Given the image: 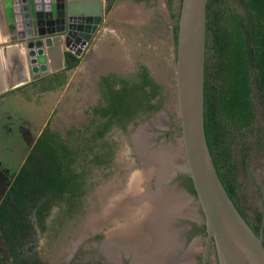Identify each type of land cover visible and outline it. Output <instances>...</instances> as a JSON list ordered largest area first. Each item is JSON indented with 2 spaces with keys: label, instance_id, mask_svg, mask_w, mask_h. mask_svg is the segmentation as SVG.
I'll return each instance as SVG.
<instances>
[{
  "label": "trees",
  "instance_id": "trees-1",
  "mask_svg": "<svg viewBox=\"0 0 264 264\" xmlns=\"http://www.w3.org/2000/svg\"><path fill=\"white\" fill-rule=\"evenodd\" d=\"M168 2L172 6L173 0ZM114 3L108 0L106 12ZM173 16L178 21L180 10ZM178 26L177 22L176 39ZM66 54V67L59 73L61 86L66 83V73L82 58L69 50ZM104 79L109 85L93 110L91 123L68 129L65 139L46 126L20 168L13 171L14 188L26 192L40 211L47 210L42 213L44 219L52 216L57 220L53 217L56 208L68 218L77 214L87 174L85 159L91 155L93 166H108L104 162H110L116 151L107 139L110 130L126 128L135 117L158 109L163 87L146 65L141 64L131 76L110 73ZM204 105L206 138L214 164L246 218L237 202L238 173L248 168L254 152L261 151L264 156V0H236L233 6L225 0H208ZM88 126L92 127L89 135ZM257 219L261 220V213ZM4 248L0 241V264H8Z\"/></svg>",
  "mask_w": 264,
  "mask_h": 264
},
{
  "label": "rangeland",
  "instance_id": "rangeland-1",
  "mask_svg": "<svg viewBox=\"0 0 264 264\" xmlns=\"http://www.w3.org/2000/svg\"><path fill=\"white\" fill-rule=\"evenodd\" d=\"M126 1L145 5L146 12L144 14L146 16L144 20L130 25L123 24L110 20L108 12L105 11L104 21L81 55L80 64L66 73L67 83L60 91L62 98L57 119L53 123L60 127L62 134H66L71 127L82 128L84 125H89V107L99 101L97 84L101 75L117 73L128 77L135 73L141 64L146 65L150 69L153 77L163 87V94L159 97L158 109L153 112L146 111L135 117L134 123L128 129L126 127L121 130L118 126H114L107 135L109 142L115 145L116 152L118 148V154L113 165H92L93 169L91 171L93 183L108 185L118 183L124 188L122 194L116 195L112 194L115 192L109 188L105 196L109 195V198L110 196H116L117 199L126 197L128 205H132L129 201L134 195L132 191V185L134 184L132 181L135 174L139 176H145L146 174L145 178L147 180L150 179V182L154 180L158 184L160 181H167L169 176H171V172L175 169L174 166H176L175 163L174 165L171 163L173 168H168L169 165H167L168 167L165 166V172L163 171V173L148 170L151 162L148 163L149 160H147L145 149L153 152L152 155L156 153L157 158L155 157L156 160H153L154 162H158L160 159L161 163L165 160L177 162L172 155L177 152L181 163L180 135L177 129V121L180 119L176 65L177 39L175 25L177 24V19L173 16L174 11H178L180 1L174 0L172 6H170L168 0ZM225 2L228 5H236V0H225ZM157 99L158 97L155 99L156 102ZM25 108L29 111L32 110L31 106H25ZM43 113V109L37 111L35 122L38 125L43 119ZM16 130L14 128L13 132L15 133L8 134L0 126V162L12 171L17 170L21 166L29 150L28 143L22 139ZM139 137L144 140L142 145H140ZM145 141L147 142L146 146L144 145ZM143 146L146 148L141 149ZM97 149H99V146ZM90 158L91 155L85 159L87 172L90 166ZM164 158L165 160H162ZM168 162H164L163 165L168 164ZM238 179L240 187L237 199L245 207L249 215L253 217L255 214L259 215L261 210L264 212V156L261 151L253 153L248 168L238 173ZM128 182H132L129 188ZM145 189L144 192L148 193ZM155 192L157 193V191ZM145 193L142 192V197L137 196L139 201H141L140 198L147 197V195L144 196ZM91 195L93 204L97 207L98 196L101 195L95 191ZM149 196L151 195L149 194ZM157 197L155 195V198ZM162 197L164 198L165 196L161 195L159 199ZM170 197H166V200L170 199ZM105 202H107L106 199ZM149 205L147 203V210ZM95 210L99 209L95 208ZM114 211L115 209L105 210L103 213L108 214L107 218H118L122 215L127 219V224L144 220L142 214L141 221H139V215L143 212L138 209H135L134 213L129 215H113L110 213ZM59 215L56 214L54 216L57 220L54 221L51 218L49 221L48 238L45 240L42 250V255L46 256L45 262L50 260L48 264H55L54 258L68 261L71 255H74L75 252L80 253L85 248V245L81 243L83 237H79L77 233V231H80V225L77 222L81 220V216L74 215L68 218L67 214H61L65 221L59 226L57 225L60 221L57 218ZM101 218L102 213L93 215L89 220V224H91L89 227L91 229H99L101 226L99 220ZM57 226L61 228H57ZM65 252L69 254L67 255ZM61 254L67 255L68 258Z\"/></svg>",
  "mask_w": 264,
  "mask_h": 264
},
{
  "label": "flooded vegetation",
  "instance_id": "flooded-vegetation-1",
  "mask_svg": "<svg viewBox=\"0 0 264 264\" xmlns=\"http://www.w3.org/2000/svg\"><path fill=\"white\" fill-rule=\"evenodd\" d=\"M66 51L68 50H65L64 55L65 67L67 64ZM108 74L110 73H105L98 79L97 97L99 101L89 107L90 113L88 115L90 117V123L93 118L94 108L103 100L104 92L108 88L109 83L104 79V76H107ZM58 111L59 107L49 123L52 130L61 133L59 129L60 127L53 123V121L57 119ZM134 121L135 120L133 119L129 122L127 129L132 123H134ZM28 122L29 120L25 119L24 116H12L10 121V130L12 131V134L15 133L13 132V129L15 128L17 129L16 132H20V134L23 135V138L30 139L32 131L27 125ZM8 128L9 127H7V129ZM88 128L89 133L87 132V135L92 133V127L88 126L85 129ZM118 128L121 130L125 129L120 126H118ZM70 129H72V127ZM177 129L181 136L179 121H177ZM62 135L65 139L66 134ZM117 154L118 148L110 162L108 161L107 163H104L106 165H113ZM92 163L93 162L90 158L89 165L92 166ZM90 166L85 175L82 205L79 212L74 214L81 216V220L77 222L78 225H80V231H77V233L79 237H83L81 243L85 245V248L82 249L83 251L81 250L80 253L75 252L74 255H71L68 261L64 260L65 262L59 258H54L53 261L56 262L55 264H203L207 239L205 216L198 202L192 180L188 174L180 172L175 176H169L167 181H160L158 184L156 181L154 182V180H151V182L150 179L147 180L145 178L146 174L145 176L142 175L143 178L140 183V179H138L140 176L138 175L135 178V174L132 181L134 185H132V182L127 183L128 188L132 185V191L134 194L129 201L132 204L130 206L126 202L127 198L125 197L117 199L116 196H110V198L109 195L105 196L109 188L115 192L112 193L115 195L119 193L122 194L124 188L118 183H112L110 185L93 183L91 178L93 166ZM6 169L9 168L1 163L0 241L3 243V247H5L4 251H6L8 255V264H48L50 260L45 262L44 259L46 256L42 255L43 246L45 244L44 242L48 238L47 230L50 229V218L48 217L44 219L42 216V213L47 210L40 211V206H38L36 202L31 201L26 192L16 190L14 188L16 175L11 169H9V173L4 175L2 172H5ZM144 188H146L145 191L148 192L147 194L144 192ZM161 188H164V191ZM192 188L194 190H192ZM141 190L145 193L144 196L147 195V197H144L143 199L140 198L141 201H139L137 196L142 197ZM94 191L99 192V195H101L98 196L97 207L93 204V199H91V194H93ZM155 191H157V193ZM166 191H169L172 194L175 192L177 197L175 196L173 200H166V197H170L169 192V195L165 196L167 193ZM149 194L151 196H149ZM155 195L158 197L155 198ZM161 195H164L165 197L159 199ZM105 199L107 202H105ZM158 200H160V202H158ZM122 201L123 204L120 203ZM169 201L170 203L172 201L174 202L173 206L170 204V206L168 205ZM237 202L239 207L245 212L249 224L254 231L255 229L257 230L258 235L262 236L264 241L263 210H261L260 220L257 219L258 214L251 217L238 199ZM147 203L150 204L148 210L146 209ZM41 204L43 205L44 203L41 202ZM95 208H98L99 210H95ZM114 209L115 212H110L113 215H129L131 212L134 213L135 209H138L143 212L139 215V221H141L142 214L144 220L138 223L131 222L127 224V219L122 215L118 218H107L108 214L106 215L103 213L105 210L110 211ZM61 211L63 210L56 208L53 212V217L55 216L54 214H60L57 217L60 220L57 223L59 226L65 221V218L61 215ZM64 213L67 214L66 212ZM101 213V226L99 229H91L89 227V225H91L89 224V220L93 215H99ZM59 226H57V228ZM130 227H132V229ZM65 253L67 255L69 254L68 252ZM67 255H65V257H67ZM207 264H220L217 246L214 240L210 245Z\"/></svg>",
  "mask_w": 264,
  "mask_h": 264
},
{
  "label": "water",
  "instance_id": "water-1",
  "mask_svg": "<svg viewBox=\"0 0 264 264\" xmlns=\"http://www.w3.org/2000/svg\"><path fill=\"white\" fill-rule=\"evenodd\" d=\"M107 2L1 0L8 41L26 48L34 74L59 71L65 67V50L83 54L104 21ZM207 4L208 0H180L176 65L182 157L171 176L186 173L194 185L207 229L203 264L213 240L220 264H264L263 238L228 194L206 138Z\"/></svg>",
  "mask_w": 264,
  "mask_h": 264
},
{
  "label": "crops",
  "instance_id": "crops-1",
  "mask_svg": "<svg viewBox=\"0 0 264 264\" xmlns=\"http://www.w3.org/2000/svg\"><path fill=\"white\" fill-rule=\"evenodd\" d=\"M3 7L0 0V126L6 133L11 134L12 116H24L29 120L27 125L32 131L30 139L23 138L19 132L29 145V153L43 130L50 125L49 121L61 102L60 91L67 82L63 86L60 85L59 73L64 69L40 75L32 72L26 48L22 44H12L8 41ZM145 10L142 3L117 0L108 12V18L130 25L143 21ZM25 106H31L32 110H27ZM41 109L44 110L43 119L38 125L35 118L37 111Z\"/></svg>",
  "mask_w": 264,
  "mask_h": 264
},
{
  "label": "bare ground",
  "instance_id": "bare-ground-1",
  "mask_svg": "<svg viewBox=\"0 0 264 264\" xmlns=\"http://www.w3.org/2000/svg\"><path fill=\"white\" fill-rule=\"evenodd\" d=\"M139 136H140V135H139ZM139 139H140V137H139ZM143 142H144V140L140 139V145H142ZM146 143H147V142L145 141V143H144L145 146L147 145ZM138 144H139V143H138ZM145 146H143V148H141V149L146 148ZM167 150H168V149H167ZM142 152H143V151H142ZM145 153H146L147 160H149L148 163L151 162V163H150L151 166H150V168L148 169V170H150V171H157V173H159V172H160V173H163V171L165 170V168L168 167L167 165H169L168 168L172 167V166L174 165V163H175V165H180L179 157H178L179 155H178L177 152H175V153L172 154L173 157L177 160V162H176V161H175V162H168V161L165 160V158L162 159V160H165L164 162H168V164H166V165H165V164L163 165L164 162L161 163L162 161H161L160 157H159L160 160H159L158 162H157V161H155V162L153 161V160H156V158H157L156 155H155L156 153H154V154L152 155L153 152H151V151H149V150H146V149H145ZM154 155H155V156H154ZM142 156H143V155H142ZM155 157H156V158H155ZM165 157H166V156H165ZM150 158H151L152 161L150 160ZM145 159H146V158H145ZM160 161H161V162H160ZM171 163H173L172 166H171ZM165 166H166V167H165ZM168 168H167V169H168ZM172 168H173V167H172ZM161 169H162V170H161ZM150 171H149V172H150ZM164 172H165V171H164ZM137 176H138V175H135V178H136ZM142 178H143L142 175L140 176V178H138V179H140V183H141ZM140 187H141V186H140ZM161 189H163V191H164V188H161ZM136 190H137V189H136ZM159 190H160V189H159ZM141 191H142V190H141ZM163 191H162V192H163ZM139 192H140V191H139ZM168 192H169V191H168ZM168 192H167L166 194H167V195L170 194V196H171V197H170V200H171V198L174 199L175 196L177 197V194H176L175 192H174L173 194L170 193V192H169V194H168ZM134 193H135V192H134ZM159 193H160V192H159ZM146 194H147V193H146ZM171 194H172V195H171ZM167 195H165V196H167ZM125 198H126V197H125ZM173 199H172V200H173ZM120 203L123 204V201L120 202ZM124 204H125V202H124ZM169 204H170L171 206H173L174 202L172 201V202L170 203V201H169L168 205H169ZM165 205H166V204H165ZM170 205H169V206H170ZM122 206H123V205H122ZM122 206H121V207H122ZM130 206H131V205H130ZM169 206H168V207H169ZM124 207H125V206H124ZM129 208H131V207H129ZM127 209H128V207H127ZM122 210H123V209H122ZM167 210H168V209H167ZM127 211H128V210H127ZM114 212H115V211H114ZM127 213H128V212H127ZM131 213H133V212H131ZM126 215H127V214H126ZM95 219H96V218H95ZM98 220H99V219H98ZM99 221H101V219H100ZM94 222H95V221H94ZM97 222H98V221H97ZM134 225H135V224H134ZM128 227H129V226H128ZM96 228H97V225H96ZM130 228L132 229V227H130ZM131 229H130V230H131ZM129 232H130V231H129ZM153 243H154V242H153ZM145 245H146V244H145ZM149 246H150V245H149ZM151 246H152V245H151ZM158 246H159V245H158Z\"/></svg>",
  "mask_w": 264,
  "mask_h": 264
}]
</instances>
